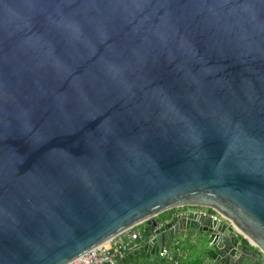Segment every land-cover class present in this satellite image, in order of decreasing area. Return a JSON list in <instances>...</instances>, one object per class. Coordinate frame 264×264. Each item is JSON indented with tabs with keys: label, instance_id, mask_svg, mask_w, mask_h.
<instances>
[{
	"label": "water",
	"instance_id": "1",
	"mask_svg": "<svg viewBox=\"0 0 264 264\" xmlns=\"http://www.w3.org/2000/svg\"><path fill=\"white\" fill-rule=\"evenodd\" d=\"M144 224L264 264V0H0V264Z\"/></svg>",
	"mask_w": 264,
	"mask_h": 264
},
{
	"label": "built area",
	"instance_id": "2",
	"mask_svg": "<svg viewBox=\"0 0 264 264\" xmlns=\"http://www.w3.org/2000/svg\"><path fill=\"white\" fill-rule=\"evenodd\" d=\"M220 216L223 221H227L233 225L238 236L242 240L254 245V243L244 236L230 219L222 214H220ZM135 229L132 228L118 235L111 242L91 250L73 264H117L118 261L141 240L143 231L139 232L135 231ZM161 257H166L170 264H181L175 255L169 253V251L168 253H161Z\"/></svg>",
	"mask_w": 264,
	"mask_h": 264
},
{
	"label": "crops",
	"instance_id": "3",
	"mask_svg": "<svg viewBox=\"0 0 264 264\" xmlns=\"http://www.w3.org/2000/svg\"><path fill=\"white\" fill-rule=\"evenodd\" d=\"M145 228H146V224L137 227L135 229V231L140 232V231L145 230ZM198 234L199 233L196 230L183 233V235L180 238H177V240L174 243L170 244V246L172 248L169 249V247H168L169 253H173V251H174L173 248H177V245H179L177 252L175 253V251H174V253L176 254L177 259H179V261L182 264V258L186 259V258L191 257V254L193 252V248H195V244H198L199 237H200ZM189 239L191 241H188ZM198 249H201L199 247V245H198ZM127 255H128V252L124 255V257L122 259H125L127 257ZM201 260H202V258L198 259L197 261L200 262ZM123 264H170V263L166 258H163V257L152 258L151 255H150V257H148V255L137 253V254H134L133 257L125 260L123 262ZM192 264H194V263H192Z\"/></svg>",
	"mask_w": 264,
	"mask_h": 264
},
{
	"label": "rangeland",
	"instance_id": "4",
	"mask_svg": "<svg viewBox=\"0 0 264 264\" xmlns=\"http://www.w3.org/2000/svg\"><path fill=\"white\" fill-rule=\"evenodd\" d=\"M202 251L200 249L194 248L191 257L183 259L182 264H192L197 262L198 259L202 258Z\"/></svg>",
	"mask_w": 264,
	"mask_h": 264
},
{
	"label": "trees",
	"instance_id": "5",
	"mask_svg": "<svg viewBox=\"0 0 264 264\" xmlns=\"http://www.w3.org/2000/svg\"><path fill=\"white\" fill-rule=\"evenodd\" d=\"M167 216H169V214H166V215L161 216V219H164V218H166ZM146 230H148V228H145V230H143V232H145ZM189 237H190V236H189ZM188 241H191V240L189 239ZM200 241H201V238L199 237L198 244H195V248L198 249V245L202 243V242H200ZM202 244H204V242H203ZM168 247H169V249L172 248L170 245H169ZM178 247H179V245H177V248H173V250L175 251V253L177 252ZM193 249H194V248H193ZM174 251H173L172 254H174L175 257H176V254L174 253ZM163 258H164V257H163ZM176 258H177V257H176ZM178 260H179V259H178ZM169 263H170V262H169ZM194 264H203V262H202V260H201L200 262L197 261V262H195Z\"/></svg>",
	"mask_w": 264,
	"mask_h": 264
},
{
	"label": "flooded vegetation",
	"instance_id": "6",
	"mask_svg": "<svg viewBox=\"0 0 264 264\" xmlns=\"http://www.w3.org/2000/svg\"><path fill=\"white\" fill-rule=\"evenodd\" d=\"M198 235H199L201 238H203V236H202L200 233H199Z\"/></svg>",
	"mask_w": 264,
	"mask_h": 264
}]
</instances>
